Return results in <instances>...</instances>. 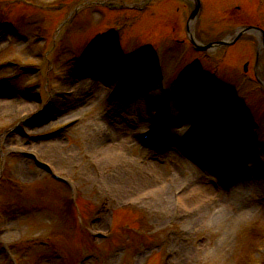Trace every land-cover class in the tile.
Segmentation results:
<instances>
[{"label":"rangeland","instance_id":"374dc122","mask_svg":"<svg viewBox=\"0 0 264 264\" xmlns=\"http://www.w3.org/2000/svg\"><path fill=\"white\" fill-rule=\"evenodd\" d=\"M21 1L32 3L38 9L12 5L16 0H0V21H11L21 31L20 37H16L0 28V95L12 94L28 84L33 86L32 92L28 94H34L37 101L20 97L9 102L5 97H0V135L4 131H14L7 134L1 146L5 153L15 149L35 154L56 175L68 181V186L76 196L70 199V194L63 186L51 181L50 176L37 169L32 161L14 155L7 157L5 175L18 181L23 190L8 183L0 189V203L8 205L7 209H12L14 215L10 225L0 226V264H11L4 260L1 251L6 245H13L22 254L17 264H34L39 258L37 264H120L121 260L125 261L122 264H163L166 254L171 255L168 264H222L229 249L227 241L230 230H236L242 223L257 217L256 230H264V210L261 208L264 202V174L260 175L258 183L247 180L242 185L248 190L233 197L235 194L232 195V189L228 193L215 186L214 177L207 172L208 168L200 169L191 165L173 150L157 154L140 147L134 131L139 122V109H146L144 99L129 91L120 100L112 104L105 103L101 100L105 93L103 88L98 91L95 89V86L102 84L93 79L96 72L100 73L98 62H86L81 69L77 62L70 60L73 56H100L115 49L122 67H140L145 64L158 70L162 66V71L169 79L177 76L173 69L180 57L185 62L191 61L192 69L197 71L193 64L195 56L183 57L180 51H167L171 47V38L183 39L185 36L190 13L188 4L179 0H156L143 12H138L136 9L144 5V0H93L102 2V14L90 11L78 16L66 30L64 50L57 53L54 45L59 31L64 22L71 18L78 4H59L61 11H54V7L60 2L58 0ZM204 1L206 11L197 27L202 40L222 37L242 24L254 22L253 0H247L245 4L230 2L229 5L224 0ZM235 6H241V10H235ZM40 8L45 10L41 11ZM220 9L221 13L218 15ZM257 15L264 27V6ZM126 22H133V25L125 30L122 47H116L111 43V35L117 25ZM39 27L43 31L45 29L47 43H36L34 40L35 36H39ZM59 38L63 40V34ZM254 39L244 38L229 50L225 60L228 63L223 73L230 70L242 71L248 60H251L252 70L254 69ZM156 47L158 53L154 51ZM132 50L135 51V56L130 58ZM43 53H47L49 62L44 63L41 75L33 76L26 72L19 81H4L13 72L12 69L2 67V64H36L38 54ZM202 63L205 64L204 61ZM260 68L263 69L261 75L264 76V65ZM104 69L111 76L113 67L107 66ZM90 70H94L93 74H90ZM213 85L219 89L223 86L221 79H217ZM247 89L249 86L243 88L244 91ZM56 91L67 92L70 96L60 98ZM208 92L210 95L214 94L213 89L209 88ZM193 95L196 94H186L183 103H193ZM205 96L195 102L204 113L211 116L208 106L216 101ZM96 97L99 98L98 102L76 103L83 98L95 100ZM216 98L218 101L238 102V97L230 98L224 95V91L221 95L216 94ZM258 101L260 99L247 102L248 113L264 112V106L256 107ZM216 103L222 107V102ZM172 105L175 106V103ZM172 105L167 104L168 107ZM111 110L115 111V115ZM222 113L229 112L223 110ZM82 116H86L85 121L68 132L60 129L73 124ZM26 117L28 119L21 123ZM238 117L237 125L230 126L229 134H237L242 138L248 132V117L242 114ZM121 119L130 120L131 124H125ZM115 122L116 126H123L125 129L120 134H127H117ZM16 127L21 133H16ZM140 132L145 131L140 128L137 135ZM50 135L51 138L48 139ZM230 135L225 136L226 144L232 139ZM258 135L264 147V130ZM217 145L216 143V147ZM146 154L156 155L158 161H154L155 164H140L138 159ZM102 158L103 163L100 160ZM257 161L263 170L264 155L259 154ZM91 163H98V169H94ZM117 164L120 168L116 167ZM135 175L139 176V180L135 181L143 184L133 186L125 178ZM204 187L208 190H204ZM212 193L221 197L220 201L215 200ZM246 197L258 205L246 204ZM103 200L108 201V204L99 213L97 211ZM93 206H97V209L90 217ZM76 207L80 214L79 226L83 220L88 217L90 219L83 223L84 234L77 231L79 228L73 227L72 218L77 216ZM121 208L148 211L144 228L149 227L154 233L165 235L164 242L156 239L153 247H147L136 238L134 244H143L147 248H144L134 262H130L127 255L118 260L116 257H107L109 252H106L108 248H105V243L111 227L114 225L116 229L119 226L116 219L128 222L126 211H121ZM187 215H191L194 220L188 224L179 220V216ZM98 216L101 220H97ZM230 223L234 226L227 230ZM252 225L254 223L249 227ZM90 239L96 245H90ZM118 241L120 239L116 240ZM39 242L52 245L49 248L35 245ZM262 243L259 237L245 235L241 257L238 254L235 256L237 259L241 258L237 264H249L252 258L254 260L256 249ZM54 247L59 249L60 255L64 252L68 256L67 263L60 262L57 255L54 258ZM157 252L161 256L152 258Z\"/></svg>","mask_w":264,"mask_h":264},{"label":"bare ground","instance_id":"6f19581e","mask_svg":"<svg viewBox=\"0 0 264 264\" xmlns=\"http://www.w3.org/2000/svg\"><path fill=\"white\" fill-rule=\"evenodd\" d=\"M95 88H96V90H98L97 86H95ZM96 100H98V97H96ZM85 101H87V102L88 101H92L93 102L94 100H89L88 98H83L82 101H78L76 103H82V102L84 103ZM193 125H194L193 126L194 129H198L199 128L196 124H193ZM224 149L225 150L227 149V150H229L230 153H233L236 150V147L233 144H226L224 147H222V150H220V151H223ZM220 157L223 158L224 155L221 154ZM219 161L221 162V159ZM179 170H181V169H179ZM182 173H183V171H182ZM243 190H244V188L234 189L233 194H235V196H239V193L242 192ZM247 190L248 189H246L245 191H247Z\"/></svg>","mask_w":264,"mask_h":264}]
</instances>
